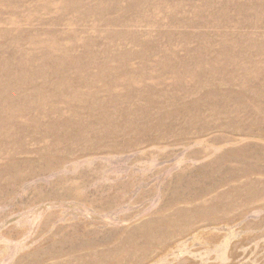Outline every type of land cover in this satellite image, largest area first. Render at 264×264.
<instances>
[{
    "label": "rangeland",
    "instance_id": "374dc122",
    "mask_svg": "<svg viewBox=\"0 0 264 264\" xmlns=\"http://www.w3.org/2000/svg\"><path fill=\"white\" fill-rule=\"evenodd\" d=\"M0 264H264V0H0Z\"/></svg>",
    "mask_w": 264,
    "mask_h": 264
}]
</instances>
